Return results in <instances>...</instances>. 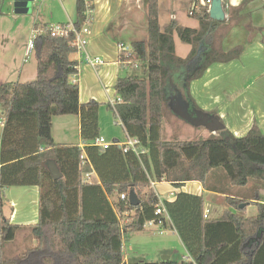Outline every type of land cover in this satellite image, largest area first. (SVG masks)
I'll return each instance as SVG.
<instances>
[{
    "label": "trees",
    "instance_id": "trees-1",
    "mask_svg": "<svg viewBox=\"0 0 264 264\" xmlns=\"http://www.w3.org/2000/svg\"><path fill=\"white\" fill-rule=\"evenodd\" d=\"M194 2L196 8L201 6L199 0ZM146 4L147 39L133 42L129 51L121 49L119 54L121 64H139L143 74L119 78L117 99L107 105L128 138L138 141L137 153L133 149L124 153L121 146L103 150L91 145L100 136V104L94 100L82 104L79 85L72 82L79 74L78 64L70 60L77 52L73 32L54 36L48 26H35L34 31L43 30L34 40L36 79L0 85V123L4 124L0 135V264H126L125 238L143 232L149 221L159 220L154 206L160 199L151 182L163 181L176 188L199 182L208 191L227 195L228 207L220 218L205 219L202 197L180 193L174 202L164 201L190 256L181 261L129 264H264V135L258 127L243 138L224 128L196 141H162L164 113H172L171 97L196 110L191 83L211 65L237 60L243 49L224 52L221 44L214 46L224 35H217L224 22L212 20L206 7L194 9L198 29L180 27L172 20L162 31L159 0H146ZM85 10V0H77L74 27L78 31ZM175 34L191 46L186 58L177 55ZM67 115L80 117L84 149L54 142L53 118ZM51 160L63 175L57 181L48 170ZM91 167L99 184L84 182ZM223 171L232 187L246 188V192L220 188L218 182L227 184ZM29 186L41 189L39 222L30 226L36 245L17 259H6L3 250L22 227L4 215L3 192ZM131 192L136 193L139 206L130 204ZM114 196L118 199L112 204ZM243 204L247 205L241 208ZM251 205L257 214L247 217Z\"/></svg>",
    "mask_w": 264,
    "mask_h": 264
},
{
    "label": "crops",
    "instance_id": "crops-1",
    "mask_svg": "<svg viewBox=\"0 0 264 264\" xmlns=\"http://www.w3.org/2000/svg\"><path fill=\"white\" fill-rule=\"evenodd\" d=\"M53 1L58 3L66 22L57 25L50 22L41 24L37 22L34 25L39 26L40 29L47 26L74 25L77 21V0ZM92 1L94 4V21L88 36L87 49L85 52H76L70 55V60L78 64L79 70L78 76L72 77V82L79 85L82 104L91 100L100 104L98 111L100 136L109 142L126 144L130 138H128L123 127L116 123L114 113L109 112L107 105L109 103L114 104L117 99L115 90L117 80L130 75L129 70L132 68L119 62L120 47L130 48L133 42L147 39V4L146 0ZM201 1L199 0V4ZM224 3L227 4L226 20L217 32V35L221 33L224 35L220 41H215L214 46L221 44L224 52L241 47L243 49L242 54L235 61L211 65L200 79L191 83V97L197 107L196 110L218 116L224 128L235 137H245L254 126H257L264 135V0H224ZM200 7L202 6L196 8L194 2L191 10L197 9L199 11ZM161 15L159 3V21L162 31L169 26L172 20L180 27L199 28V21L196 27L182 26L174 13L169 17L170 22L163 27ZM230 16L233 18L231 22ZM53 17L51 14L50 18ZM175 36L177 34L174 35V40ZM188 54L181 58H186ZM88 57L99 58L103 63L96 66L90 65L87 63ZM138 65L136 64V66ZM133 68L138 67L133 66ZM22 76L23 71L21 70L17 81L14 83L21 82ZM27 76H30L27 77L30 79L26 78V80H31L35 76V72L29 73ZM56 119H61L59 137H56L54 132ZM52 124V137L56 144L78 145L82 149L87 147L81 138V120L78 115L54 117ZM3 125L1 122L0 135ZM71 134L73 135L71 136ZM208 136L209 132H207ZM86 158L87 156L84 154L83 160ZM85 162L88 163V161ZM1 167L0 161V169ZM87 174H90V177L87 178L84 175V182L88 184L100 183V178L93 167ZM153 188L162 202H174L180 193L202 197L204 199V215L207 214V219H211V214L212 219L220 218L223 211L228 207L227 195L208 191L199 182L186 183L176 188L171 183L163 181L161 183L156 182ZM163 193L166 194V198L162 197ZM40 196L41 189L37 186L11 187L4 190L3 213L13 225L22 227L17 232L14 241L10 243L11 247H15L20 235H25L27 232L30 234V226L39 222ZM261 198L264 200V192H261ZM117 199L118 196H114L110 198V201L114 204ZM247 217H252V215ZM154 227L161 234L165 232L174 233L179 237L185 252L181 260L190 256L167 210L164 223ZM27 240L30 241L31 247L36 245V240L31 235L27 237ZM167 257L170 260L173 259L170 255L164 258ZM125 263H130L127 257H125Z\"/></svg>",
    "mask_w": 264,
    "mask_h": 264
},
{
    "label": "rangeland",
    "instance_id": "rangeland-1",
    "mask_svg": "<svg viewBox=\"0 0 264 264\" xmlns=\"http://www.w3.org/2000/svg\"><path fill=\"white\" fill-rule=\"evenodd\" d=\"M159 3L161 5V25L163 27L170 22L169 17L173 13L182 26L196 27L198 25V19L189 15L194 5L193 0H160ZM51 14L54 16L52 19L50 18ZM37 22L40 24L50 22L57 25L65 23L66 20L58 3L53 0H36L31 5L30 12L24 14L15 13L14 0L3 1L0 8V84L14 83L17 81L16 79H18L17 77H19L21 70L23 71L21 82H32L36 79L37 62L34 51L29 52V43L35 34L34 24ZM175 41L177 55L185 57L191 46L183 43L177 36H175ZM32 72H35V76L31 80H26L27 77H30L27 75L29 73L32 74ZM129 73L134 76H142L143 71L141 66L138 65L136 69L132 67ZM2 110L5 111L6 107L2 106ZM109 112L112 111L109 110ZM60 120L56 119L54 122L56 137H59L61 130ZM207 132L209 131L204 126H193L170 111H165L164 113L162 128V141L164 142L196 141L206 138ZM209 135H211L210 132ZM223 174L227 184L218 182L220 188L222 186L229 188L233 193L246 192V188L232 187L225 172ZM162 197L166 198V194L163 193ZM247 210L246 216L257 214V208L254 205L248 207ZM211 215L210 218L212 219ZM156 229V227H146L144 232L132 233L125 238V257L128 258L130 263L138 261L159 262L167 255H170L174 260L181 261L185 252L179 237L174 233L165 232L161 234ZM29 235L33 237L31 232L30 234L27 232L25 235H20L15 247H11L10 244L6 245L10 247L4 248L3 257L6 259H17L29 250L32 246L29 243L30 241L28 242L27 240Z\"/></svg>",
    "mask_w": 264,
    "mask_h": 264
},
{
    "label": "built area",
    "instance_id": "built-area-1",
    "mask_svg": "<svg viewBox=\"0 0 264 264\" xmlns=\"http://www.w3.org/2000/svg\"><path fill=\"white\" fill-rule=\"evenodd\" d=\"M211 2L212 0H202L201 1V6L202 7H206L208 9V12L210 10V6H211ZM225 4V3H224ZM85 5H86V10L84 12V15H85V21L81 27V29L78 31L76 30V28L74 27V25H68V26H49L47 28V30L49 32L52 33V35L56 36V35H60V36H63L64 34H66L67 32H73L75 34V46L77 48V52L81 53V52H85L86 49H87V46L89 44V41H88V36L90 35V30L92 28V24H93V21H94V8L91 6V2L90 0H85ZM225 11L227 13V4H225ZM190 16H193L194 15V10H191L190 11ZM43 33V30H38V31H35V34L32 36V40L30 41L29 43V52H32L34 51V40L36 38V36L38 34H41ZM120 49L122 50H125V51H129L130 48H126V47H123L121 46ZM87 63L90 64V65H93V66H96V65H100L103 63V61L99 58H90L88 57L87 58ZM135 67H138L136 66V64L134 65ZM138 144V141L134 140V139H128L127 143L126 144H120L119 142L118 143H113V142H109L108 140H106L104 137L102 136H99L98 138H96L95 141L92 142L91 145L93 146H96V147H99L103 150H107L109 149L111 146H121L123 147V151L124 153H127L128 151H130V149H133L134 151H136V146ZM137 153V151H136ZM87 178L90 177V174H85ZM156 182H151L152 186L155 185ZM121 199L122 200H125L126 199V196L125 195H122L121 196ZM154 209H155V216L159 219V220H153V221H149L146 225V227H154V226H157V225H161L163 224V219L166 218V209L165 207L163 206V202L160 201L159 204L155 205L154 206ZM207 214L204 215V218L207 219Z\"/></svg>",
    "mask_w": 264,
    "mask_h": 264
},
{
    "label": "water",
    "instance_id": "water-1",
    "mask_svg": "<svg viewBox=\"0 0 264 264\" xmlns=\"http://www.w3.org/2000/svg\"><path fill=\"white\" fill-rule=\"evenodd\" d=\"M35 0H14L15 13L24 14L29 13L31 5ZM209 16L212 20L218 22H224L226 20V11L224 0H212ZM170 109L174 115L178 118L192 124L193 126H204L211 134L224 129L220 118L216 115H208L200 110L191 111L189 105L178 97H171ZM48 170L54 181H57L63 177L58 166L54 161H48ZM129 202L132 206H139L140 200L138 199L135 192H131L129 195ZM247 204L241 205L244 208ZM170 260L169 257L163 258L162 261Z\"/></svg>",
    "mask_w": 264,
    "mask_h": 264
},
{
    "label": "flooded vegetation",
    "instance_id": "flooded-vegetation-1",
    "mask_svg": "<svg viewBox=\"0 0 264 264\" xmlns=\"http://www.w3.org/2000/svg\"><path fill=\"white\" fill-rule=\"evenodd\" d=\"M191 111H194V109H193V108H191Z\"/></svg>",
    "mask_w": 264,
    "mask_h": 264
}]
</instances>
